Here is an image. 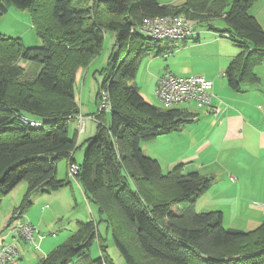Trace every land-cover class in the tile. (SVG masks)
<instances>
[{"label": "trees", "instance_id": "16d2710c", "mask_svg": "<svg viewBox=\"0 0 264 264\" xmlns=\"http://www.w3.org/2000/svg\"><path fill=\"white\" fill-rule=\"evenodd\" d=\"M38 1L0 0V17L8 5L30 12L40 41L38 47L28 48L18 39L0 35V51L13 47L22 61L36 62V83L62 101L51 112L30 94L11 104L10 86L22 72L0 63V202L20 183L27 184L11 222L29 209L34 194L69 185L56 176L57 163L67 160L68 168L78 166L74 179L106 218L128 264L138 263L128 252L123 228L133 232L135 247L144 258L156 263L264 264V222L252 232L224 228L220 211L198 213L194 208L196 199L211 186V178L183 173L180 166L163 174L159 162L142 153L141 142L179 131L188 116L176 107L163 110L148 104L130 85L141 59L152 51L156 56L164 51L155 47L161 40L137 33V27L147 18L180 14L193 21L223 17L230 30L221 36L231 41L237 36L241 41L237 43L239 53L226 69L229 87L239 91L242 82H256L252 67L264 62V30L248 13L255 0H184L179 7L162 5L159 0H52L51 15L59 33L42 31L36 14ZM108 31L115 34L110 56L113 66L97 96L101 89L107 92L110 122L105 125L99 120L105 114L97 115L96 135L86 140L82 161L77 164L73 158L76 139L67 130V123L79 114L76 71L99 53ZM121 93L124 105L118 101ZM23 119L41 125L31 127ZM162 184L179 197L148 203V189ZM118 220L123 227L116 225ZM92 225L80 223L65 243L37 264H70L87 254L97 234ZM100 248L102 255L94 263L112 264L104 247Z\"/></svg>", "mask_w": 264, "mask_h": 264}, {"label": "crops", "instance_id": "0c3cea01", "mask_svg": "<svg viewBox=\"0 0 264 264\" xmlns=\"http://www.w3.org/2000/svg\"><path fill=\"white\" fill-rule=\"evenodd\" d=\"M160 3L172 7L181 6L177 2L172 4V2L160 1ZM248 13L258 21L264 30V0H255ZM185 18L193 24L194 32L197 31V24L214 19L208 17L193 21ZM207 27L208 30L212 29L210 25ZM216 42L220 43L219 40ZM181 43L182 49L195 46L187 45L188 39ZM231 50L226 56L223 55V58L218 60V67H214L208 72L196 73V76L203 77L213 83V105L220 112L213 115L198 109L193 102L183 104L184 107L180 110L187 114L188 120L179 131L170 133L169 139L174 145H179L180 161L184 163L183 173L197 172L212 179L209 189L196 199L195 210L196 205L201 203V205L203 204L199 208L201 212L220 211L222 224L225 222H229L228 224H260L264 222V62L252 67V72L257 78L256 82L247 80L240 84L242 87L239 91L232 90L228 85L225 73L229 63L239 52ZM165 54L166 52L162 51L160 56ZM218 56H221V53H218ZM166 71L169 70L165 69L163 73L157 74L156 82ZM173 74L179 77L190 76L189 74L182 75L185 73ZM81 109L85 110L83 105ZM80 111L79 108V114L72 118L77 126L81 119ZM93 116L89 114V118L93 119ZM85 124L86 122L83 120L79 129L81 136L86 134ZM91 135L85 136V139L91 138ZM77 142L80 145L78 138L76 139L78 146ZM80 159L81 156L79 155L78 160H75L77 164L80 163ZM65 161L68 174V161ZM68 176L64 179L69 181ZM75 182V188L69 181L68 186L58 191L37 193L31 197V206L23 216L25 215L24 219L35 230L37 229L38 249L19 241L16 244L19 264H37L41 258L48 256L65 243L78 230L80 223L87 222L77 217L75 222L70 224L71 230H67L65 223H61L65 233L63 232L64 235L61 236V239L57 237L51 227H55L53 225L59 220L54 208L58 202H63V200L59 201L58 199L59 194H62L59 192L70 188L74 202H86L89 204L88 206H94V209H91L94 210L92 211L94 214L98 211L97 207L87 199L76 180ZM14 190L3 197L0 202V246L12 240L7 228L12 224L11 218L26 194L27 185L26 187L21 185L19 189ZM22 192H24L23 196H21ZM5 202L9 203L5 205ZM43 202H48L50 206H42L40 213L37 210L40 217L35 220L31 216V209H37ZM91 210L89 209V212ZM44 220H48L49 225L43 224ZM45 225L48 230L51 229L49 233L41 232L40 229ZM38 237H42V240L40 241ZM101 255V251H98L93 258L91 253L87 252L81 257L74 258L70 264H96L94 261Z\"/></svg>", "mask_w": 264, "mask_h": 264}, {"label": "rangeland", "instance_id": "374dc122", "mask_svg": "<svg viewBox=\"0 0 264 264\" xmlns=\"http://www.w3.org/2000/svg\"><path fill=\"white\" fill-rule=\"evenodd\" d=\"M160 1L172 2V4L177 2V4L179 3V5L184 2V0ZM51 3L52 0L38 1L36 6L37 18L40 20L39 23L43 28L42 31L59 33L60 30L58 29L56 21L51 15ZM209 25L210 28H212L211 30H208L207 26ZM196 30L197 33L193 32V35L191 36V39H188L187 44L191 46L195 45L194 47H190L189 49H182L181 41L171 43L161 41L157 43L155 47L164 50V52H166L164 56L157 57L155 55V52L152 51L141 59L140 63L137 66L135 77L130 82V85H132L136 89L139 95L148 104L161 108L163 110L173 108L172 106L162 104L155 96V83L157 74L163 73L165 69H168L175 74L185 73L182 75L189 74L190 76H196V73L208 72L214 67H218V60L223 58V55L226 56L229 51H232L231 49L239 52L237 43L241 42L240 38L234 36L233 42L230 39L221 36V33L228 32L226 30H230V28H228L227 22L223 19V17L215 18L211 21L208 20L207 22L197 24ZM0 35L5 38L18 39L22 42L24 47L28 48H34L40 45V41L36 29L33 25L30 12L28 10H19L13 5H8L6 12L0 17ZM217 40H219L220 43L216 42ZM114 43L115 34L109 31L106 32L104 34L103 43L99 50V53L92 59H89L85 67H79L76 71L75 101L78 108H80L81 110V119L78 122V126L72 120L67 123L69 136L75 139L78 138V141L80 142V145L77 142L78 147H76L73 154L75 160H78L80 155V160L82 161L83 154L87 146L85 136L87 137L89 134H92L91 138H93L96 135L99 124V121L96 117L97 115H99L98 113H100L97 111V102L100 98V92L98 93L97 97L96 92L99 85L102 84L104 76L108 73L110 74L111 72V67L113 65L110 61V56ZM1 46L2 45H0V47ZM4 52L5 54H3ZM218 53H221V56H218ZM0 63H6L7 66L19 67L22 72L19 77L12 81V84L10 86L9 102L11 104L16 105V103L21 101L22 97L30 94L32 96H35L44 105V109L46 111L51 112L52 110H57L58 107L62 105V101L59 97L40 88L36 83L35 76L39 70V65L36 62L22 61L18 58V54L15 52V49L13 47H6L1 49L0 51ZM101 91L105 90L101 89ZM121 95L122 93L118 97V101L119 103H122L124 105ZM82 105L85 110L81 109ZM174 107L181 109L184 107V105L181 104ZM89 114L94 115L93 119L89 118ZM100 114L105 115L104 120H99L104 121L103 123H105V125H109V112H101ZM82 119L86 122L85 136H81V132H79ZM169 134L170 133L159 136L153 141H144L140 143L142 153L149 158L157 160L160 163L161 169L164 174H166L168 171L173 170L177 166L183 167L184 164L182 161H180L181 155L179 153V145H174V143L170 142ZM67 175L66 161L61 160L57 163L56 176L58 179H64ZM68 178L75 188V179L69 176ZM21 185L26 187L27 184L25 182L20 183L19 186H17L18 188L15 189H19ZM59 193L62 194H59L60 196H58V199L59 201L63 200V202H58V204L54 206V208L56 209V215L59 217V220L56 221L55 225H53L55 227H51L54 233H56L57 237H59L60 239L63 237L65 230H63L62 225L64 223L65 227H67L66 229L71 230V222H75L74 220L77 217H80L84 221L92 222V226L97 233L92 238L90 246L88 248V252L91 253V256L93 258H95V253L101 251L100 246H103L105 253L109 257L112 264H128L114 242V237L112 234L113 231L110 228V225L107 224L106 218L99 215L98 211L94 214L92 212L94 210H91L94 209L93 205L88 206V203H82L80 201L77 203L74 202L70 188H68L67 190H62ZM23 194L24 192H22L21 196H23ZM178 197L179 196L177 194L170 191L168 185L162 184L160 187H150L148 189L146 201L148 203L154 204L155 201L169 202ZM8 203L9 202H5V205H7ZM45 205L50 206L48 202H43L42 205L39 206L40 208L38 207L37 209H31V216H33L35 220L40 217L37 214V210L39 211L38 213H40L41 207ZM202 205L201 203H198L196 205V212H201L199 211V208ZM89 209L91 210L90 212ZM171 209L174 211H178V207L176 205H172ZM117 222H119L116 223L117 226L120 225L121 227H123V224H121L119 220ZM61 223L63 224L61 225ZM228 223L229 222H225L222 224V226L226 229H235L243 232H252L262 224ZM43 224L49 225L48 220H44ZM46 225L41 229L39 228L41 232L49 233V231H51V229L48 230L46 228ZM123 232L124 236L126 237L124 240H126L125 243L128 247V252L138 264H162L145 259L142 252L135 247V243L133 242V232H131L129 229L127 231L124 228ZM48 237L51 238L50 236Z\"/></svg>", "mask_w": 264, "mask_h": 264}, {"label": "built area", "instance_id": "2783aa9c", "mask_svg": "<svg viewBox=\"0 0 264 264\" xmlns=\"http://www.w3.org/2000/svg\"><path fill=\"white\" fill-rule=\"evenodd\" d=\"M137 33L156 40L171 42L189 39L194 27L182 15H166L147 18L137 27ZM213 83L200 76L179 77L166 71L156 82L155 96L164 105L178 106L193 102L198 109L217 115L220 111L213 105ZM97 102L98 112H108L109 99L106 91H100ZM98 113V114H100ZM24 124L38 128L40 121L23 119ZM83 124V120H81ZM78 166L71 164L68 168L69 177H75ZM12 240L0 246V264H19V253L16 244L23 241L30 247L38 249L35 228L24 219L23 215L16 214L12 224L7 229ZM41 241L42 237H38Z\"/></svg>", "mask_w": 264, "mask_h": 264}]
</instances>
